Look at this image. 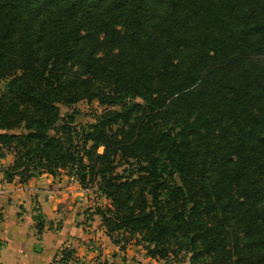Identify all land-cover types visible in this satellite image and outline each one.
Listing matches in <instances>:
<instances>
[{"label": "trees", "instance_id": "obj_1", "mask_svg": "<svg viewBox=\"0 0 264 264\" xmlns=\"http://www.w3.org/2000/svg\"><path fill=\"white\" fill-rule=\"evenodd\" d=\"M8 155V181L97 184L122 249L264 264V0H0Z\"/></svg>", "mask_w": 264, "mask_h": 264}, {"label": "crops", "instance_id": "obj_2", "mask_svg": "<svg viewBox=\"0 0 264 264\" xmlns=\"http://www.w3.org/2000/svg\"><path fill=\"white\" fill-rule=\"evenodd\" d=\"M14 160L0 159V264H58L65 251L74 254L68 264H135L121 259L76 177L61 171L8 181Z\"/></svg>", "mask_w": 264, "mask_h": 264}, {"label": "rangeland", "instance_id": "obj_3", "mask_svg": "<svg viewBox=\"0 0 264 264\" xmlns=\"http://www.w3.org/2000/svg\"><path fill=\"white\" fill-rule=\"evenodd\" d=\"M60 111L62 116H65L66 114H75V119L78 124H86L89 123L92 120V115L95 112H100L101 108L99 105L94 102L92 104H88L86 101L81 102L75 106L72 107H66V106H60ZM104 197L99 195L98 197V206L96 210H99L100 206H105V201L103 200ZM108 205V204H107ZM90 210V209H89ZM123 244V243H122ZM120 250L124 252V257H121V259L125 260H131L134 261L135 264H172L168 263L166 261H161L158 259H153L147 255L146 250L139 245H136L135 242H127L124 249H122L119 246ZM149 258H148V257ZM97 262V261H96ZM104 264V263H103ZM173 264H179L177 262Z\"/></svg>", "mask_w": 264, "mask_h": 264}, {"label": "built area", "instance_id": "obj_4", "mask_svg": "<svg viewBox=\"0 0 264 264\" xmlns=\"http://www.w3.org/2000/svg\"><path fill=\"white\" fill-rule=\"evenodd\" d=\"M72 179H75V178H72ZM84 191L86 192V194L89 195V209L95 212L98 206V197L100 195L97 189V184L89 185L88 187L84 188ZM1 222H2V215L0 214V224ZM58 264H60V260Z\"/></svg>", "mask_w": 264, "mask_h": 264}]
</instances>
